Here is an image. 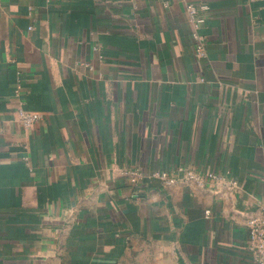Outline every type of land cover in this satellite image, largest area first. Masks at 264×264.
<instances>
[{"label":"crops","instance_id":"0c3cea01","mask_svg":"<svg viewBox=\"0 0 264 264\" xmlns=\"http://www.w3.org/2000/svg\"><path fill=\"white\" fill-rule=\"evenodd\" d=\"M263 198L264 0H0V264H258Z\"/></svg>","mask_w":264,"mask_h":264},{"label":"built area","instance_id":"2783aa9c","mask_svg":"<svg viewBox=\"0 0 264 264\" xmlns=\"http://www.w3.org/2000/svg\"><path fill=\"white\" fill-rule=\"evenodd\" d=\"M210 10L206 4L190 3L187 6V12L189 21L192 24L194 30L197 32L205 23V17L203 13ZM197 44L196 52L202 56L207 57L205 37H198L196 33ZM15 114L20 120L22 125L30 129L35 124L43 119V115L30 111L20 105ZM183 171L182 175H176L165 171H157L151 175H143L136 169H125L123 175H125L134 185L145 180H158L164 187H171L177 184H195L200 187H205L208 183L213 182L220 186L222 190L232 191L238 187V182L231 176L221 175L217 173L201 174L195 170H180ZM210 215V211L207 212ZM247 227L249 229V249L254 261L258 264H264V198L258 205L257 214L251 216L247 221Z\"/></svg>","mask_w":264,"mask_h":264}]
</instances>
